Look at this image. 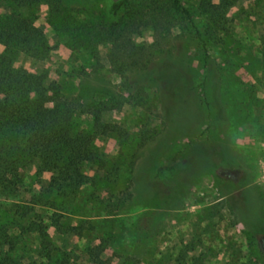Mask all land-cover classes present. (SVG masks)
<instances>
[{"label":"rangeland","instance_id":"374dc122","mask_svg":"<svg viewBox=\"0 0 264 264\" xmlns=\"http://www.w3.org/2000/svg\"><path fill=\"white\" fill-rule=\"evenodd\" d=\"M114 1L0 0L2 29L9 15L28 25L18 35L29 54L10 45L15 66L89 109L78 129L93 117L106 128L73 195L44 193L51 171L39 155L7 168L17 191L0 194V235H18L33 209L53 215L52 258L70 264H264V0H206L223 6L214 18L201 0H181L196 30L159 13L163 0L110 15ZM50 151L43 142L40 155ZM172 153L174 172L153 178ZM16 237L34 264H52L34 234Z\"/></svg>","mask_w":264,"mask_h":264},{"label":"trees","instance_id":"16d2710c","mask_svg":"<svg viewBox=\"0 0 264 264\" xmlns=\"http://www.w3.org/2000/svg\"><path fill=\"white\" fill-rule=\"evenodd\" d=\"M18 7L35 5L39 0H10ZM131 0H116L109 8L110 15L117 14ZM161 0H157L156 2ZM202 7H209L206 0H201ZM154 2L147 6L155 9ZM223 6H210L209 16L218 17V10ZM156 11V10H154ZM159 13L166 17L180 16L188 26L196 30L189 11L183 7L181 0H163ZM220 17V16H219ZM10 26L2 29L0 25V194L12 196L16 191L17 175L9 172L8 167H21L32 161L33 155L46 160L50 165L51 178L44 188V193L50 196L66 197L76 193L83 183L81 168L92 165L98 159L94 157L91 146L97 135L105 134L106 128L101 125L98 117L91 118L88 128L78 129L76 119L80 115H88L80 109L72 99L66 98L61 92V86L51 82L44 75H34L15 66L10 51V45L21 44L26 53L30 48L26 39L19 32H29L28 25L8 16ZM221 18V17H220ZM15 20V21H14ZM13 21V23H11ZM17 23V24H16ZM5 24V25H7ZM123 32V30H122ZM125 32V31H124ZM125 43H129L125 40ZM43 142L51 145L47 156H41ZM178 160L177 153H172L153 171V178L162 174H171ZM97 164V162H96ZM45 207L54 209V201L43 203ZM15 207L20 208L19 205ZM28 216L25 225L20 226V233L35 235L36 252L52 264H70L68 258H52V249L46 229L56 227L53 215L40 216L33 209L23 212L20 217ZM45 222V223H44ZM15 235H0V264H34L30 257L24 256L22 248L17 244ZM99 253L91 251L90 256L97 259ZM256 256L260 262L262 253L256 246ZM94 264H106L96 261Z\"/></svg>","mask_w":264,"mask_h":264},{"label":"built area","instance_id":"2783aa9c","mask_svg":"<svg viewBox=\"0 0 264 264\" xmlns=\"http://www.w3.org/2000/svg\"><path fill=\"white\" fill-rule=\"evenodd\" d=\"M260 165H261V171L264 174V158H263V162H261Z\"/></svg>","mask_w":264,"mask_h":264}]
</instances>
